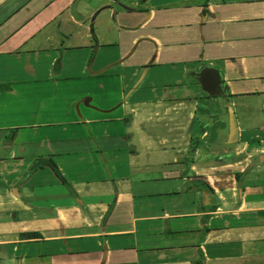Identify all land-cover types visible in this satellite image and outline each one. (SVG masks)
I'll use <instances>...</instances> for the list:
<instances>
[{"label":"crops","instance_id":"0c3cea01","mask_svg":"<svg viewBox=\"0 0 264 264\" xmlns=\"http://www.w3.org/2000/svg\"><path fill=\"white\" fill-rule=\"evenodd\" d=\"M0 83V264H264V0H0Z\"/></svg>","mask_w":264,"mask_h":264},{"label":"water","instance_id":"95a60500","mask_svg":"<svg viewBox=\"0 0 264 264\" xmlns=\"http://www.w3.org/2000/svg\"><path fill=\"white\" fill-rule=\"evenodd\" d=\"M199 81L202 88L209 94L215 95L222 92L219 72L211 66L202 67L199 71ZM229 140L232 141L236 134V123L233 112H230Z\"/></svg>","mask_w":264,"mask_h":264},{"label":"trees","instance_id":"16d2710c","mask_svg":"<svg viewBox=\"0 0 264 264\" xmlns=\"http://www.w3.org/2000/svg\"><path fill=\"white\" fill-rule=\"evenodd\" d=\"M9 85L6 83H0V90L8 88Z\"/></svg>","mask_w":264,"mask_h":264},{"label":"built area","instance_id":"2783aa9c","mask_svg":"<svg viewBox=\"0 0 264 264\" xmlns=\"http://www.w3.org/2000/svg\"><path fill=\"white\" fill-rule=\"evenodd\" d=\"M264 130V127H263ZM264 142V141H263ZM263 161H264V143H263ZM264 175V174H263Z\"/></svg>","mask_w":264,"mask_h":264},{"label":"rangeland","instance_id":"374dc122","mask_svg":"<svg viewBox=\"0 0 264 264\" xmlns=\"http://www.w3.org/2000/svg\"><path fill=\"white\" fill-rule=\"evenodd\" d=\"M104 13V12H103ZM102 15V13L100 14V16ZM127 40H129V38L127 39ZM127 40H124V41H127ZM125 46H127V45H125ZM212 105V104H211ZM201 108H202V106H201ZM203 110H201L200 111V113L202 112Z\"/></svg>","mask_w":264,"mask_h":264}]
</instances>
